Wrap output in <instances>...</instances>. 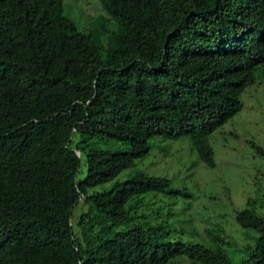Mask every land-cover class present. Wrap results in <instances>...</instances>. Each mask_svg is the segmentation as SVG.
I'll list each match as a JSON object with an SVG mask.
<instances>
[{
    "label": "trees",
    "instance_id": "obj_1",
    "mask_svg": "<svg viewBox=\"0 0 264 264\" xmlns=\"http://www.w3.org/2000/svg\"><path fill=\"white\" fill-rule=\"evenodd\" d=\"M84 1L0 0V264H232L220 248L163 240L162 226L138 213L168 180L138 172L89 190L146 156L157 137L188 138L215 167L210 135L264 75V0H99L120 28L105 59L63 13ZM74 135L127 148L80 151ZM80 199L90 205L75 232ZM235 220L258 233L240 264H264V217L244 209Z\"/></svg>",
    "mask_w": 264,
    "mask_h": 264
},
{
    "label": "rangeland",
    "instance_id": "obj_2",
    "mask_svg": "<svg viewBox=\"0 0 264 264\" xmlns=\"http://www.w3.org/2000/svg\"><path fill=\"white\" fill-rule=\"evenodd\" d=\"M63 13L79 31L92 37L105 59L109 48H114L113 43L108 45L107 42L119 34L120 28L118 22L101 9L99 0L66 3ZM240 101L241 111L209 137L214 168L198 160L188 138L162 140L157 137L150 141L146 156L138 158L113 180L91 188L89 194L107 191L138 172L164 178L170 182L168 190L143 197L145 205L138 213L145 215L144 220L162 226L163 240L220 248L232 264H240L247 257L246 249L254 246L258 233L238 225L236 214L251 209L264 217V159L251 147L254 144L264 149V75L261 71L255 83L242 93ZM75 143L80 151L127 148L123 142L104 137L82 140L74 135L73 146ZM84 158L81 154L78 180L86 176ZM184 189L188 196L180 194ZM89 205L87 200L80 199L73 210L71 222L75 232L79 216ZM209 230L223 243L212 242Z\"/></svg>",
    "mask_w": 264,
    "mask_h": 264
}]
</instances>
